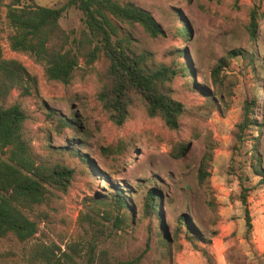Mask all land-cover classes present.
<instances>
[{"label": "rangeland", "instance_id": "374dc122", "mask_svg": "<svg viewBox=\"0 0 264 264\" xmlns=\"http://www.w3.org/2000/svg\"><path fill=\"white\" fill-rule=\"evenodd\" d=\"M36 1L55 7L66 2ZM125 1L148 10L162 29L154 36L137 23L125 24L134 38L132 48L148 53L150 64L190 68L188 75L179 72L167 83L184 109L176 130L149 116L139 100L123 124H114L98 97L104 60L90 67L82 61L67 84L48 79L42 63L10 48L11 28L0 20L3 55L20 60L30 74L29 92L14 89L7 105L18 103L25 111L23 135L39 163L74 171L66 191L50 188L45 202L26 210L38 225L31 239L0 238V264H26L39 243L63 249L79 243L86 249L93 242L113 263L142 254L141 264H264V183L248 165L254 144L264 167V0ZM253 8L262 18L250 38L246 26ZM82 17L70 7L60 23L77 35ZM184 24L189 38L179 32ZM234 48L244 55L228 57L214 79L218 60ZM245 106L253 107L262 129L252 128L238 151L237 124ZM202 161L208 176L200 181ZM240 176L249 188L246 205ZM151 189L162 197L157 214L146 207ZM118 193L126 208H117ZM102 210L119 219L106 220Z\"/></svg>", "mask_w": 264, "mask_h": 264}, {"label": "trees", "instance_id": "16d2710c", "mask_svg": "<svg viewBox=\"0 0 264 264\" xmlns=\"http://www.w3.org/2000/svg\"><path fill=\"white\" fill-rule=\"evenodd\" d=\"M70 7L82 12L83 28L77 35L66 31L60 19ZM5 19L11 32L7 39L14 51L32 55L42 63L48 79L67 84L71 81L83 61L87 67L102 59L106 63L105 81L98 97L109 118L116 125L123 124L129 108L136 100L141 101L149 116H159L172 130L180 127L183 104L171 96L167 87L175 76L182 72L188 75L190 68L183 64L174 68L165 64L148 63L149 54L138 53L132 48V34L124 29L125 24L141 25L151 35L162 33L154 16L146 9L125 0H66L62 6L38 4L36 0H0V20ZM262 18L257 8L250 12L247 31L254 38L258 20ZM182 36L189 38L190 29L184 24L179 28ZM244 55L242 48L227 51L212 70L214 79L227 58ZM29 71L18 59L3 55L0 36V238L12 235L19 241L31 239L38 231L35 220L26 214L36 205L46 201L50 188L66 191L74 171L66 165L39 163L23 135V124L27 118L18 103L7 102L14 89L28 93ZM253 107L245 106L244 114L237 124L235 150L248 138L252 128L262 129L252 116ZM76 118L77 114L71 117ZM68 124H72L68 120ZM252 160L249 167L264 183V167L261 155L255 145H251ZM208 176L202 161L199 179ZM240 197L247 204L249 188L239 179ZM121 193V192H120ZM118 193L115 197L118 209L126 208L125 197ZM110 205L108 201H98ZM162 204V197L154 189L149 190L146 207L152 213ZM106 220L119 219L111 210H102ZM100 214H98L100 216ZM247 224L251 227L246 209ZM186 222V221H184ZM187 223V222H186ZM194 236L198 231L190 228ZM97 245L88 244L84 249L79 243H71L62 248L54 243L35 244L26 257V264H141L142 254L112 262L106 250L97 252ZM149 244L147 245V249ZM146 249V250H147Z\"/></svg>", "mask_w": 264, "mask_h": 264}]
</instances>
